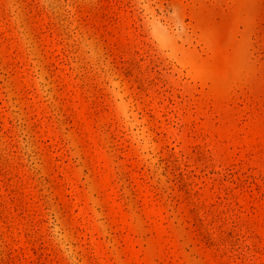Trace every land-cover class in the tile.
<instances>
[{
    "label": "rangeland",
    "instance_id": "obj_1",
    "mask_svg": "<svg viewBox=\"0 0 264 264\" xmlns=\"http://www.w3.org/2000/svg\"><path fill=\"white\" fill-rule=\"evenodd\" d=\"M0 264H264V0H0Z\"/></svg>",
    "mask_w": 264,
    "mask_h": 264
}]
</instances>
